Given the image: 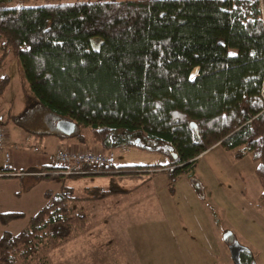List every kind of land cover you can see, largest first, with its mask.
Here are the masks:
<instances>
[{"label":"trees","instance_id":"16d2710c","mask_svg":"<svg viewBox=\"0 0 264 264\" xmlns=\"http://www.w3.org/2000/svg\"><path fill=\"white\" fill-rule=\"evenodd\" d=\"M95 36L101 38L98 49L90 45ZM9 49L22 65L31 114L15 115L16 125L38 139L73 137L107 150L135 145L166 155L168 162L84 165L87 172L71 174L56 173L61 168L54 165L28 168L60 185L45 190L44 204L25 227L0 233V264H50L46 252L85 226V211L70 205L85 199L73 195L70 177L146 174L138 187L165 172L172 191L177 174L187 173L204 199L194 164L216 144L235 158L250 154L264 205V0L0 3V68ZM59 120L74 122V132L62 134ZM129 191L106 190L90 199ZM24 216L1 212L0 223ZM235 238L232 233L224 242ZM253 260L249 248L240 255L241 264Z\"/></svg>","mask_w":264,"mask_h":264},{"label":"rangeland","instance_id":"374dc122","mask_svg":"<svg viewBox=\"0 0 264 264\" xmlns=\"http://www.w3.org/2000/svg\"><path fill=\"white\" fill-rule=\"evenodd\" d=\"M76 0H0L8 6L16 4L39 5L55 4L58 2H71ZM262 1V0H261ZM101 38L98 36L90 39L93 49H98ZM196 74V69L191 73V78ZM4 80L3 89L0 91V108L7 114V129L15 128V115L31 116L26 112V99L23 89L25 79L19 58L9 49L0 68V80ZM26 117V119H27ZM25 119V120H26ZM29 124L31 120H26ZM31 125V124H30ZM36 126V125H35ZM53 137V136H43ZM105 149V148H104ZM107 150V149H106ZM114 164L116 167L163 165L168 162V157L160 152L140 148L135 145L113 148ZM255 162L250 154L242 158H235L229 151L220 145L208 149L194 164V173L204 185L205 198L199 200L205 204L211 213L212 202L236 201L238 210L234 211V224L229 221L220 208L212 209L220 219L221 230L219 238L226 230H231L241 244L245 245L243 234L238 228L242 223L239 213L259 216L264 213V205H256L257 190L260 191L258 179L254 173ZM169 166L168 168H172ZM154 172V170H152ZM163 172L162 174H164ZM189 182L187 173L181 174ZM146 174H93L70 177L68 185L73 186V195L85 199L70 201L71 207L83 210L87 214L84 227H76L73 234L61 241L59 245L46 252L50 264H186L188 261L187 250L177 249L166 230L160 228L162 218L156 195L151 193V184L141 183L135 187ZM165 176V175H163ZM167 176V174H166ZM162 176L156 178L154 185H160ZM160 179V180H159ZM181 179V178H180ZM1 180V179H0ZM17 180V179H9ZM12 183L17 181L0 182V187L12 188ZM44 180H35L27 183L21 180L19 187L27 191L18 196L9 195V203L13 202L19 207H28L29 199L42 200L41 190ZM143 184V185H142ZM169 184V183H168ZM18 186V185H17ZM51 191H57L59 185L51 183ZM170 184L168 185V189ZM134 189L129 194L111 195L102 199H90L101 194L102 191L112 189ZM151 190V191H150ZM171 191V190H170ZM29 192V193H28ZM27 193V194H26ZM259 204V203H258ZM260 205V204H259ZM192 211L193 206L189 207ZM25 210L27 208H24ZM27 211V210H26ZM263 211V212H260ZM260 217V216H259ZM262 221L263 219L260 218ZM22 219L12 221L8 227L11 232L20 224ZM224 255L218 260L219 264H234L228 244H223ZM256 264V263H255Z\"/></svg>","mask_w":264,"mask_h":264},{"label":"crops","instance_id":"0c3cea01","mask_svg":"<svg viewBox=\"0 0 264 264\" xmlns=\"http://www.w3.org/2000/svg\"><path fill=\"white\" fill-rule=\"evenodd\" d=\"M7 132L8 141L14 144V147L9 150L11 154V169L14 174L1 176L0 182L17 181V184H11L12 188L9 189V194H7L8 188L0 187V213L10 211L24 213L25 216L20 218L22 219L20 224L12 232L16 233L25 227L30 216L42 207L45 202L44 192L47 189H51V186L49 185L53 183L52 181L38 179L35 175L26 172V170L33 166H55V164H53V155L58 148H82L96 144L87 142L81 143L73 137L61 138L55 135H47L53 137H45V139L40 137L38 139L18 125H16L15 128L7 129ZM35 143H38L40 146L38 152L32 150L31 145ZM206 151L199 154L196 159H199ZM1 161L2 151H0V163ZM255 167L256 162L254 169ZM162 173L163 172L153 175L151 179L147 181L151 184V193L156 195V201L161 212L162 222L160 228L164 231L166 230L177 249L180 247L181 249L183 248L187 250L188 261L185 262L186 264H219L218 260L224 255L222 249L224 239L219 238L222 221L216 217V213L213 217L205 204L199 200L189 182L184 178L185 174L183 177L181 175L183 173L177 174V179L173 183V190L170 191L168 189L169 180L166 173ZM160 176L163 177L161 180L159 179L161 181L160 185H154L156 183V178ZM23 179H25L27 183L32 184L36 179L45 181V186L41 190L43 199L37 201L29 199L28 207H19L16 203H9L8 199L9 195L11 196L10 198H12L16 193H18L16 195L21 196V194H25V192H27H24V190H21L19 187V184ZM55 183L60 185L57 182ZM137 188H130V191L125 194L133 193V191H136ZM259 192L260 191L257 190V196H259ZM257 200L259 201L258 197ZM258 203L256 204L258 205V208L263 205L260 201ZM210 205H212L213 208L222 209L226 218L232 222L231 224H234V215L236 214L234 211L238 210L236 201L230 200V202H228V200H226L222 202L215 199L214 203L212 202ZM190 206L194 207L192 211H190ZM24 208H27V211ZM238 214L240 218H242V223H238L237 226L243 234L242 236L246 247L252 252L254 259L253 262L256 264H264V213H262V216L261 213H259L260 217L257 215H254L255 217H253L251 214L249 215L245 212L244 215L239 212ZM260 218H262L263 221ZM17 220L19 219L12 221ZM12 221L5 225L0 223V233L4 230L10 231L8 230V227L12 224Z\"/></svg>","mask_w":264,"mask_h":264},{"label":"built area","instance_id":"2783aa9c","mask_svg":"<svg viewBox=\"0 0 264 264\" xmlns=\"http://www.w3.org/2000/svg\"><path fill=\"white\" fill-rule=\"evenodd\" d=\"M6 117L7 114L0 108V151H2L0 177L14 174L11 169V154L9 151L12 147H14V144L9 142L7 139L8 132L6 127ZM31 147L35 152H38L40 149L38 143L32 144ZM53 159V164L61 168L56 173L63 174L87 172L85 170H81V167L84 165L96 166V168H99L100 166H109L114 164L113 153L111 151H107L99 145H91L82 148L61 147L54 152ZM28 173L32 175H39L44 172Z\"/></svg>","mask_w":264,"mask_h":264},{"label":"water","instance_id":"95a60500","mask_svg":"<svg viewBox=\"0 0 264 264\" xmlns=\"http://www.w3.org/2000/svg\"><path fill=\"white\" fill-rule=\"evenodd\" d=\"M192 126L195 127L194 125ZM56 127L64 135H71L75 130L74 122L69 121V120L57 121ZM231 234H232L231 230H226L223 233L222 238L226 239L229 236H231ZM228 251H229V254H230V257L233 263L241 264L240 255L243 252H248V248L245 245L241 244L238 240L234 239L231 243L228 244ZM252 264H255V263L252 262Z\"/></svg>","mask_w":264,"mask_h":264}]
</instances>
